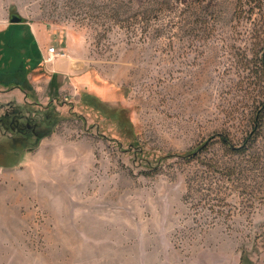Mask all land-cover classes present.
Wrapping results in <instances>:
<instances>
[{"label": "rangeland", "instance_id": "rangeland-1", "mask_svg": "<svg viewBox=\"0 0 264 264\" xmlns=\"http://www.w3.org/2000/svg\"><path fill=\"white\" fill-rule=\"evenodd\" d=\"M13 15L36 95H0V264H264V126L237 151L264 0H0V33Z\"/></svg>", "mask_w": 264, "mask_h": 264}, {"label": "trees", "instance_id": "trees-1", "mask_svg": "<svg viewBox=\"0 0 264 264\" xmlns=\"http://www.w3.org/2000/svg\"><path fill=\"white\" fill-rule=\"evenodd\" d=\"M20 25L21 24L11 25L8 31L4 33H0V87L11 88V89L17 88L23 91L28 97H31V95L35 96L36 93L28 82V75L30 71L29 69L26 68V64H27L26 58L19 51L18 47L20 44H23L24 46L26 45L25 47H28L29 45L28 42L31 40L32 42H34L33 41L34 39L31 36L30 40H26V41L22 40L21 38L22 34L20 33L19 28H17ZM30 45L29 47H31ZM32 45L34 46V43ZM29 47L27 49H29ZM36 51L34 54L37 58L39 57V53L36 54ZM56 79L57 77H55V84H56ZM263 126H264V104L262 105V108L257 112L255 116L254 129L250 135L251 139L250 141H247L249 148H247L248 146L247 145L244 148H242V150H237V151L241 152L242 154H246L250 148H253V146L258 142L261 136L260 131L263 128ZM10 130L15 133L18 132L22 135L26 134V128L20 125L19 119H14L11 122ZM41 139L42 138H39V140ZM25 141L26 142H24L19 147L28 150L29 148H31V146H29L27 139ZM16 142L14 140L7 146H3V145L0 146V155H3L4 150L8 146L11 147L15 145ZM37 147L38 144H34L31 150H35ZM232 149L235 150L234 148ZM3 166L4 165L0 163V167Z\"/></svg>", "mask_w": 264, "mask_h": 264}, {"label": "crops", "instance_id": "crops-1", "mask_svg": "<svg viewBox=\"0 0 264 264\" xmlns=\"http://www.w3.org/2000/svg\"><path fill=\"white\" fill-rule=\"evenodd\" d=\"M48 72L49 73H57V72H59V68H58V66H53V68H49L47 70V73ZM35 89H36L37 95H40L39 88L35 86ZM0 95L3 98H5V99L8 98V97H15V98H18V99L22 98L23 102L25 104H26V102L29 103V101H28L29 97L24 92H22L20 89H17V88H12V89H8V90L0 88ZM51 145H52V143L50 141H44L43 144L40 146L39 150L35 154H33L34 155L33 159L32 160L28 159L33 164L34 173L39 172V176L37 177V179H39V180L42 178L41 175H43L42 174V172H43L42 171V166L43 167H46V166H50L51 167V165H56L57 164V160L58 159H55V161H56L55 162L53 157H51V154L49 156L47 155L48 154L47 150L52 148ZM44 150H46L47 152L46 151L44 152ZM30 162H25V166L24 167L25 168L30 167L31 166ZM62 162L65 163V160H62Z\"/></svg>", "mask_w": 264, "mask_h": 264}, {"label": "built area", "instance_id": "built-area-1", "mask_svg": "<svg viewBox=\"0 0 264 264\" xmlns=\"http://www.w3.org/2000/svg\"><path fill=\"white\" fill-rule=\"evenodd\" d=\"M64 55L61 54V52L57 51L56 48H51L49 51H48V58H47V62L48 63H53L55 62L58 58H61L63 57Z\"/></svg>", "mask_w": 264, "mask_h": 264}, {"label": "water", "instance_id": "water-1", "mask_svg": "<svg viewBox=\"0 0 264 264\" xmlns=\"http://www.w3.org/2000/svg\"><path fill=\"white\" fill-rule=\"evenodd\" d=\"M23 23H24L23 19H21L19 16L13 15L11 17V21H10L11 25H19V24H23Z\"/></svg>", "mask_w": 264, "mask_h": 264}]
</instances>
